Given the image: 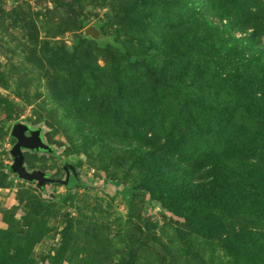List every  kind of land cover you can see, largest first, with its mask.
<instances>
[{
  "label": "rangeland",
  "instance_id": "1",
  "mask_svg": "<svg viewBox=\"0 0 264 264\" xmlns=\"http://www.w3.org/2000/svg\"><path fill=\"white\" fill-rule=\"evenodd\" d=\"M0 264H264V0H0Z\"/></svg>",
  "mask_w": 264,
  "mask_h": 264
},
{
  "label": "water",
  "instance_id": "2",
  "mask_svg": "<svg viewBox=\"0 0 264 264\" xmlns=\"http://www.w3.org/2000/svg\"><path fill=\"white\" fill-rule=\"evenodd\" d=\"M24 131L25 129L23 128H18V129H15L13 131L14 135L16 136V138L18 139V143L15 145V149L14 151L16 153L19 154V162L21 161L22 159V155H21V152L19 150V148L21 146H29V147H33V146H36L38 144V138L36 135H34L32 138H27L25 135H24ZM17 166V164H16Z\"/></svg>",
  "mask_w": 264,
  "mask_h": 264
}]
</instances>
